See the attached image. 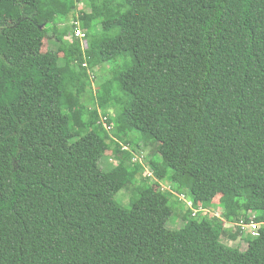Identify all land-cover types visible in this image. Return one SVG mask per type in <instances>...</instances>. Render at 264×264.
I'll list each match as a JSON object with an SVG mask.
<instances>
[{
	"label": "trees",
	"instance_id": "16d2710c",
	"mask_svg": "<svg viewBox=\"0 0 264 264\" xmlns=\"http://www.w3.org/2000/svg\"><path fill=\"white\" fill-rule=\"evenodd\" d=\"M82 1L0 0V264H264V0Z\"/></svg>",
	"mask_w": 264,
	"mask_h": 264
},
{
	"label": "rangeland",
	"instance_id": "374dc122",
	"mask_svg": "<svg viewBox=\"0 0 264 264\" xmlns=\"http://www.w3.org/2000/svg\"><path fill=\"white\" fill-rule=\"evenodd\" d=\"M79 2L80 3L78 4V7L79 8L80 7H84V4H85L84 1L79 0ZM77 14H78V12L76 11L75 14L70 17V22H69L70 25L74 21V19H73L74 17L73 16H77ZM47 44H48V49L49 50L56 51L57 48H58V43L55 41L52 32L49 33L48 37L45 40V45L47 46ZM82 45H83V47H85L84 41L82 42ZM60 57L63 58V54L62 53L60 54ZM128 61H129V59H128ZM108 70H109L108 67H106V68H103V67L98 68V71H99L98 74H97L98 79H96V82L93 83L95 86H97L98 83L107 80V77H108V74H109ZM118 101H120V99ZM89 107L92 108L93 104H90ZM112 115H115V112H112ZM132 135L137 136V137L141 136L140 133H138V132H135V133L133 132ZM157 147H158L157 143L149 142V141L143 140V139L139 142L138 146L136 147V151H135V153L133 155V158H134V160L136 162H139L141 165L144 166V172L138 174V176H137V184L136 183L130 184V186L125 187L124 189L119 191L118 194L115 196V200L123 208H125V209H130L131 208V203L133 201L137 200L138 197H139L138 188L141 187L139 185L141 184L142 179L145 178V176H149V173L153 174V171H152L151 167L148 165V162H149V160L152 157H154V156L157 157L158 156L157 155ZM110 154L111 153H108V157L106 156V157H104L102 159V166L106 170H109L111 167H113V166H115L117 164V161L115 160V158L110 156ZM104 159H105V161H103ZM150 179H152L154 182L158 183L160 188H164V189H167V190L171 189L169 187V185H167V183H165L164 181H158L155 175H154L153 178L150 177ZM151 183H153V182H151ZM176 201H177L176 199H170V206L174 210V215H175L176 211L177 212H185V210H186L185 205L176 203ZM187 204L189 206L190 202H187ZM174 215L172 216V218L170 219V222L168 224V226L171 227V228L179 227V225H178L179 222L177 221V219H174ZM212 215L220 216L221 215V211L219 209H213L212 210ZM226 227L231 229L232 231H235V229H236L234 226H229L228 224L226 225ZM226 237H223L221 239V242L223 244H225V245L239 247L240 249H246L247 246H248L246 241H244L241 237L237 238L236 240H229Z\"/></svg>",
	"mask_w": 264,
	"mask_h": 264
},
{
	"label": "built area",
	"instance_id": "2783aa9c",
	"mask_svg": "<svg viewBox=\"0 0 264 264\" xmlns=\"http://www.w3.org/2000/svg\"><path fill=\"white\" fill-rule=\"evenodd\" d=\"M75 37L79 38L81 40V42H83L82 40L85 38V33L82 31V29L79 26H77V29L75 30ZM102 121L105 122L106 118L102 119ZM104 125L106 126V128H109V127H107L106 123H104ZM189 206L190 207L192 206L191 202H190ZM236 227H239L242 232L248 231V233H250L251 236L256 237L260 225H259V223H256V222L255 223L251 222L250 224H245V223L241 222Z\"/></svg>",
	"mask_w": 264,
	"mask_h": 264
}]
</instances>
